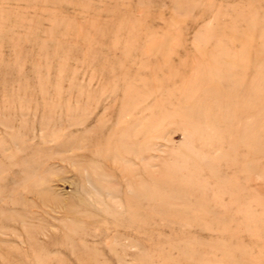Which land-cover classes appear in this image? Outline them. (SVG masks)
I'll return each mask as SVG.
<instances>
[{
	"label": "rangeland",
	"instance_id": "374dc122",
	"mask_svg": "<svg viewBox=\"0 0 264 264\" xmlns=\"http://www.w3.org/2000/svg\"><path fill=\"white\" fill-rule=\"evenodd\" d=\"M0 264H264V0H0Z\"/></svg>",
	"mask_w": 264,
	"mask_h": 264
}]
</instances>
